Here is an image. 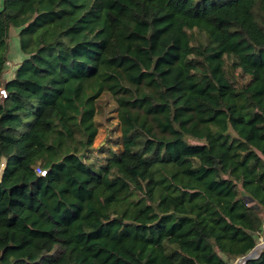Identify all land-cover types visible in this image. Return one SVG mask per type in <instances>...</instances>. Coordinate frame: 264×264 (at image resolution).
Returning a JSON list of instances; mask_svg holds the SVG:
<instances>
[{
  "label": "trees",
  "instance_id": "16d2710c",
  "mask_svg": "<svg viewBox=\"0 0 264 264\" xmlns=\"http://www.w3.org/2000/svg\"><path fill=\"white\" fill-rule=\"evenodd\" d=\"M0 90V264H233L264 235V0H1Z\"/></svg>",
  "mask_w": 264,
  "mask_h": 264
},
{
  "label": "rangeland",
  "instance_id": "374dc122",
  "mask_svg": "<svg viewBox=\"0 0 264 264\" xmlns=\"http://www.w3.org/2000/svg\"><path fill=\"white\" fill-rule=\"evenodd\" d=\"M17 34L18 30L12 29L10 34V62L6 67L5 80L13 78L14 71L16 70L15 68L20 63L21 59H23ZM100 104L103 105V112L96 118L100 123L99 135L95 142V150L90 154L88 162L104 164L112 153H116L119 150L120 129L116 118L117 114L115 113V103L108 96H103ZM255 254H258V250Z\"/></svg>",
  "mask_w": 264,
  "mask_h": 264
},
{
  "label": "built area",
  "instance_id": "2783aa9c",
  "mask_svg": "<svg viewBox=\"0 0 264 264\" xmlns=\"http://www.w3.org/2000/svg\"><path fill=\"white\" fill-rule=\"evenodd\" d=\"M0 94L2 95V97H5L6 96V93L4 90H0ZM37 172L40 174V175H44V172L40 171V170H37ZM264 249V237L262 236L260 239H259V243L258 245L256 246L255 250L251 253H249L247 256L245 257H242L240 259H238L237 261H235L233 264H244L246 262V260L250 259V258H255L257 257L261 251ZM258 250V254H255L256 251Z\"/></svg>",
  "mask_w": 264,
  "mask_h": 264
},
{
  "label": "crops",
  "instance_id": "0c3cea01",
  "mask_svg": "<svg viewBox=\"0 0 264 264\" xmlns=\"http://www.w3.org/2000/svg\"><path fill=\"white\" fill-rule=\"evenodd\" d=\"M263 233H264V226H263Z\"/></svg>",
  "mask_w": 264,
  "mask_h": 264
}]
</instances>
